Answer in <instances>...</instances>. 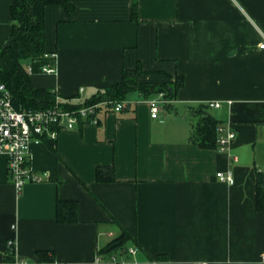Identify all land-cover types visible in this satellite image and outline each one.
I'll use <instances>...</instances> for the list:
<instances>
[{
  "label": "crops",
  "instance_id": "obj_1",
  "mask_svg": "<svg viewBox=\"0 0 264 264\" xmlns=\"http://www.w3.org/2000/svg\"><path fill=\"white\" fill-rule=\"evenodd\" d=\"M70 1V16L60 5L46 8L56 71L31 73L35 86L81 104L138 65L147 71L141 81L174 87L181 75L184 84L157 118L150 96L136 90L121 111L103 108L97 123L62 129L56 151L33 143L30 164L47 175L21 192L0 154V264H264V211L256 208L264 0ZM12 2L0 0V45L12 30ZM210 101L221 106L208 111L237 132L229 151L191 141L198 107ZM98 166H112L115 179L98 181ZM229 168L234 184L216 176ZM58 197L78 200V221H57ZM122 229L132 236L126 251L101 253ZM38 250L55 258L42 260Z\"/></svg>",
  "mask_w": 264,
  "mask_h": 264
},
{
  "label": "trees",
  "instance_id": "obj_2",
  "mask_svg": "<svg viewBox=\"0 0 264 264\" xmlns=\"http://www.w3.org/2000/svg\"><path fill=\"white\" fill-rule=\"evenodd\" d=\"M50 5H60L67 15L75 12V7L70 0H13L11 5L12 30L4 42L0 45V79L7 85L12 93L14 105L20 109L23 107H47L56 102V92L37 87L32 81L31 74L26 70L24 61H29L34 72L41 71L44 64L52 62L45 56L46 48L45 12ZM133 17L137 16V3L133 4ZM138 65L133 70H125L122 80L97 95L86 100L84 103L98 102L102 100H125L132 91H140L146 97H153L164 91L170 98L177 95V91L184 84L183 76L177 75L174 87L166 82L141 81L140 77L146 74ZM77 106L80 104H65ZM199 119L195 124V130L191 141L203 148L217 147V128L221 121L208 111V104L198 107ZM56 151V141L45 140ZM98 181L108 182L115 179L112 166H98L96 168ZM79 202L76 199L57 198L56 218L60 223L78 221ZM256 208L264 211V174H257L256 183ZM132 240L131 234L122 229L121 233L113 238L101 249V253H112L126 248ZM38 256L42 260L54 259L55 255L48 250H38ZM11 256L14 255L12 251Z\"/></svg>",
  "mask_w": 264,
  "mask_h": 264
},
{
  "label": "built area",
  "instance_id": "obj_3",
  "mask_svg": "<svg viewBox=\"0 0 264 264\" xmlns=\"http://www.w3.org/2000/svg\"><path fill=\"white\" fill-rule=\"evenodd\" d=\"M264 48V42L260 44ZM54 63L57 57L56 52L46 53ZM52 62L44 64L41 68L43 72H55L56 67ZM29 74L33 73L31 63L26 65ZM173 101L164 91L149 98L148 103L151 111V117L157 118ZM125 100H102L91 103H81L77 106H67L56 98V102L47 107H23L18 109L12 99V93L7 85L0 79V154H5L8 158V170L15 187L19 192L23 186L29 182H40L47 173L37 172L30 164V151L33 143L45 142V140L56 141L62 129H74L82 122L99 121L98 114L103 108H111L115 111H121L124 108ZM210 107H220L218 101H210ZM237 137V132L231 122L221 123L217 128L216 142L219 150L229 151ZM232 160L237 161L238 155L231 154ZM264 174V166L257 169ZM216 176L219 180L228 184L235 183L234 170H218ZM14 240H9V245H13ZM123 250L121 252H124ZM131 254L137 252V248L131 246L128 248ZM113 260L118 262L117 257ZM264 262V254L261 258ZM119 264H136V262L122 261ZM201 264H208L202 262Z\"/></svg>",
  "mask_w": 264,
  "mask_h": 264
},
{
  "label": "rangeland",
  "instance_id": "obj_4",
  "mask_svg": "<svg viewBox=\"0 0 264 264\" xmlns=\"http://www.w3.org/2000/svg\"><path fill=\"white\" fill-rule=\"evenodd\" d=\"M27 61H24V65L26 66L27 65ZM211 113L213 112V110H209Z\"/></svg>",
  "mask_w": 264,
  "mask_h": 264
}]
</instances>
